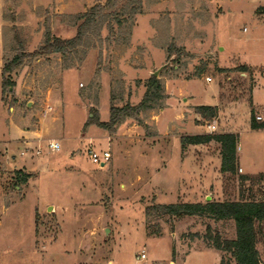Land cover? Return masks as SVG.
Instances as JSON below:
<instances>
[{"label":"rangeland","instance_id":"1","mask_svg":"<svg viewBox=\"0 0 264 264\" xmlns=\"http://www.w3.org/2000/svg\"><path fill=\"white\" fill-rule=\"evenodd\" d=\"M106 1L0 0V264H172L177 244L212 247L210 234L230 240L235 226L156 206L264 200V130L251 129L252 103L264 122V0H140L132 25L104 29L70 69L42 52L48 33L74 38L77 17ZM20 54L28 57L3 102V66ZM158 71L162 110L114 131L90 124L109 122L111 107L138 106ZM199 106L217 116L198 115ZM27 130L37 141L26 148ZM224 133L239 136L236 174L221 172L217 142L182 144ZM89 146L110 162L92 164ZM18 170L32 175L19 187Z\"/></svg>","mask_w":264,"mask_h":264},{"label":"trees","instance_id":"2","mask_svg":"<svg viewBox=\"0 0 264 264\" xmlns=\"http://www.w3.org/2000/svg\"><path fill=\"white\" fill-rule=\"evenodd\" d=\"M264 10V9H263ZM142 13L140 0H107L105 4L97 3L88 12L77 17L80 23L77 34L72 39L63 40L54 38L50 33L46 35L42 52L48 55H60L64 60V68L70 69L75 59L80 55L85 57L88 50L95 48L97 43H102V32L107 29L110 35L115 34V29L121 30L127 22L133 24L134 18ZM173 53V52H171ZM37 55V54H35ZM28 56L16 55L10 62H6L2 69V101L7 95H12L16 83L12 75L20 68ZM82 60V58H80ZM238 71L245 73L248 70L243 66ZM167 96L164 85L160 79L151 77L146 84V92L138 106L126 105L123 108L111 107V118L107 123L93 119L90 124L106 131H114L127 119H137L140 114L154 110H162ZM252 103V102H251ZM197 114L213 119L217 116V108L211 106L197 107ZM88 123L85 125L87 127ZM251 129L264 130V122L257 121L252 103ZM217 142L221 146V172L236 174L238 167L237 148L239 136L235 134L195 135L182 139L183 146L204 145ZM17 186L27 184L32 178L31 174L22 170L15 172ZM264 179V175L260 176ZM248 180V177H240ZM155 209L165 216L182 220L186 217L207 218L215 222H234L236 238L234 240L222 239L218 234L209 235L212 247L220 251L222 256L220 264H262L257 245L264 243V200L242 197L238 201L180 203L159 205ZM208 230H210L208 228Z\"/></svg>","mask_w":264,"mask_h":264},{"label":"crops","instance_id":"3","mask_svg":"<svg viewBox=\"0 0 264 264\" xmlns=\"http://www.w3.org/2000/svg\"><path fill=\"white\" fill-rule=\"evenodd\" d=\"M23 132H24L23 133L24 134V137H23L24 141H23L22 144H25L26 148H27L28 145L33 144L34 142L37 141L34 138V135H35L34 132H31V131H28V130L27 131H23ZM38 133H36V135H39ZM230 134H235V133H230ZM52 141H56V142L60 143L57 140H52ZM38 160H39L38 161L39 164H41L42 163V159L38 158ZM211 221H212V223L222 224V222H215L213 220H211ZM231 223H233V225H234V222L231 221ZM234 232H235V229H234ZM235 238H236V232L230 238V240H234ZM185 247L186 248H184V246H182V245H180V247H179V245L177 244L176 251H175L176 252V257H175L174 252L171 249V255L173 256V254H174V257H173V261L174 262H172V264H189L188 261L192 257L197 259L199 262L201 261L203 263H206V262L209 263V264H220L221 263L222 253L220 251H217L213 247H208V246H206L204 244H197V242L196 243L195 242H190ZM259 253H260V257L264 256V251H262V252L259 251ZM261 261H262V259H261Z\"/></svg>","mask_w":264,"mask_h":264},{"label":"built area","instance_id":"4","mask_svg":"<svg viewBox=\"0 0 264 264\" xmlns=\"http://www.w3.org/2000/svg\"><path fill=\"white\" fill-rule=\"evenodd\" d=\"M258 121H262L261 117H257ZM210 130L212 132L216 131V126H210ZM49 148L53 152H59L61 149V144L56 142V141H51L49 144ZM41 152L38 151V155ZM86 153L88 155L89 160L91 161L92 164L97 165V166H102L103 164H107L111 160V154L109 151H104V152H98L95 148L92 146H89L86 150ZM41 155V154H40ZM147 256L145 253H142L140 255L141 260H146Z\"/></svg>","mask_w":264,"mask_h":264},{"label":"water","instance_id":"5","mask_svg":"<svg viewBox=\"0 0 264 264\" xmlns=\"http://www.w3.org/2000/svg\"><path fill=\"white\" fill-rule=\"evenodd\" d=\"M159 71L154 74V77H158ZM101 167H105V164H103Z\"/></svg>","mask_w":264,"mask_h":264}]
</instances>
